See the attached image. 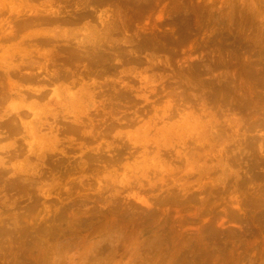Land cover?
<instances>
[{
  "label": "rangeland",
  "instance_id": "rangeland-1",
  "mask_svg": "<svg viewBox=\"0 0 264 264\" xmlns=\"http://www.w3.org/2000/svg\"><path fill=\"white\" fill-rule=\"evenodd\" d=\"M0 264H264V0H0Z\"/></svg>",
  "mask_w": 264,
  "mask_h": 264
}]
</instances>
